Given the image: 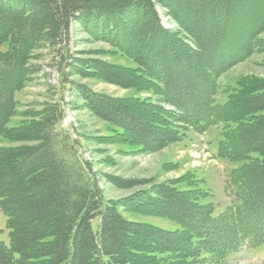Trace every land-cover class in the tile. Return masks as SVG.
Listing matches in <instances>:
<instances>
[{
	"label": "trees",
	"instance_id": "obj_1",
	"mask_svg": "<svg viewBox=\"0 0 264 264\" xmlns=\"http://www.w3.org/2000/svg\"><path fill=\"white\" fill-rule=\"evenodd\" d=\"M158 7L177 28L163 25ZM255 15L248 38L234 40ZM78 22L135 64L76 58L62 66L144 94L116 98L78 85L86 106L122 143L156 151L188 128H221L218 156L240 162L225 187L232 202L221 213L214 215L204 201L210 194L189 173L106 200L63 127L58 102L9 125L34 51L49 45L67 53ZM263 32L264 0H0V141L8 142L0 146V208L9 230V245L0 239V264H225L245 245L264 244V77L241 75L234 86L218 81L264 50ZM117 180L125 188L138 184ZM124 211L177 228L131 220Z\"/></svg>",
	"mask_w": 264,
	"mask_h": 264
},
{
	"label": "rangeland",
	"instance_id": "obj_2",
	"mask_svg": "<svg viewBox=\"0 0 264 264\" xmlns=\"http://www.w3.org/2000/svg\"><path fill=\"white\" fill-rule=\"evenodd\" d=\"M158 10L165 27L177 28L176 23L161 8L158 7ZM257 22L255 15L252 20L244 24V28L240 29L241 33L238 31L235 33L234 40L240 42L247 39L248 30ZM259 38H264V32ZM57 49L47 45L34 51L30 60L32 73L29 81L16 93V114L12 117L10 126H18L23 122L34 120L35 115L48 104L58 102L65 110L63 127L78 142L81 156L92 165L106 200L131 196L155 184L172 182L189 173L193 174L196 180H200L201 188L210 194L204 201L213 203L214 215H218L229 206L232 200L228 197L225 187L230 181L231 171L239 166L240 162H232L218 156V145L222 139L221 128L211 126L204 132L188 128L181 140L156 151H139L126 142L122 143L115 137L114 127L98 118L86 106L78 85H85L92 91L116 98L139 97L144 94L138 93L134 88H124L97 77H81L74 74L72 68L67 66L62 71V66L65 60L69 64L76 58L104 60L125 67L135 66L133 61L116 51L106 41L91 37L79 22L73 23L71 27L70 41L64 48L68 52L63 53V49L59 51ZM247 74L264 77L262 46L224 73L218 81L222 86L227 84L234 86L241 75ZM192 76L194 81L200 78L195 72ZM198 88L199 85L193 90ZM225 99L226 95L221 93L217 96L219 102H224ZM6 144L7 141H0V146ZM117 178L134 180L138 184L132 188L120 187L122 185L116 183ZM123 213L131 220L151 223L168 230L177 228L176 223L162 217L126 211ZM97 221L98 219H95L94 224ZM0 239L9 245V230L1 208ZM198 264L209 263L204 261ZM225 264H264V244L256 247L245 245L228 254Z\"/></svg>",
	"mask_w": 264,
	"mask_h": 264
}]
</instances>
